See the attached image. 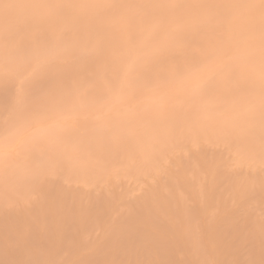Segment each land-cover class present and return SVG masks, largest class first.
<instances>
[{"label": "bare ground", "instance_id": "bare-ground-1", "mask_svg": "<svg viewBox=\"0 0 264 264\" xmlns=\"http://www.w3.org/2000/svg\"><path fill=\"white\" fill-rule=\"evenodd\" d=\"M259 4L0 0V264H264Z\"/></svg>", "mask_w": 264, "mask_h": 264}, {"label": "snow or ice", "instance_id": "snow-or-ice-1", "mask_svg": "<svg viewBox=\"0 0 264 264\" xmlns=\"http://www.w3.org/2000/svg\"><path fill=\"white\" fill-rule=\"evenodd\" d=\"M259 7L261 8L262 10V15H264V0H260V4H259ZM53 59H55V56H53ZM199 90H203L205 87H206V82H201L199 85L196 86ZM5 132H6V135H5V139L8 141V142H12L15 137L18 135L19 133V129H16V128H8L7 126H5Z\"/></svg>", "mask_w": 264, "mask_h": 264}]
</instances>
